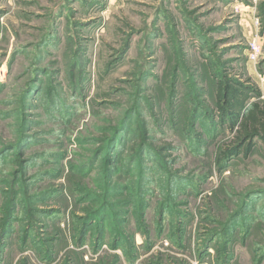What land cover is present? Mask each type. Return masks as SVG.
<instances>
[{"label":"rangeland","instance_id":"rangeland-1","mask_svg":"<svg viewBox=\"0 0 264 264\" xmlns=\"http://www.w3.org/2000/svg\"><path fill=\"white\" fill-rule=\"evenodd\" d=\"M223 63L264 106V0H0V264H264Z\"/></svg>","mask_w":264,"mask_h":264},{"label":"trees","instance_id":"trees-1","mask_svg":"<svg viewBox=\"0 0 264 264\" xmlns=\"http://www.w3.org/2000/svg\"><path fill=\"white\" fill-rule=\"evenodd\" d=\"M227 72L224 63L212 69L217 99L213 118L220 127L235 133L231 148L219 150L217 160L222 164L241 151L250 153L254 139L264 140V106L257 102L259 92L248 80L242 82L241 77L233 78Z\"/></svg>","mask_w":264,"mask_h":264},{"label":"built area","instance_id":"built-area-1","mask_svg":"<svg viewBox=\"0 0 264 264\" xmlns=\"http://www.w3.org/2000/svg\"><path fill=\"white\" fill-rule=\"evenodd\" d=\"M261 56V46L256 38H253L247 48V59L251 63H256Z\"/></svg>","mask_w":264,"mask_h":264}]
</instances>
